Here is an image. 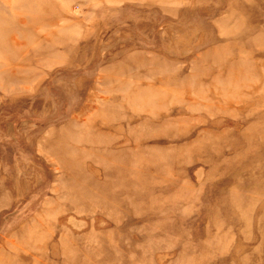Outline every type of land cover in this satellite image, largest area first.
Wrapping results in <instances>:
<instances>
[{"label": "rangeland", "instance_id": "374dc122", "mask_svg": "<svg viewBox=\"0 0 264 264\" xmlns=\"http://www.w3.org/2000/svg\"><path fill=\"white\" fill-rule=\"evenodd\" d=\"M0 264H264V0H0Z\"/></svg>", "mask_w": 264, "mask_h": 264}]
</instances>
